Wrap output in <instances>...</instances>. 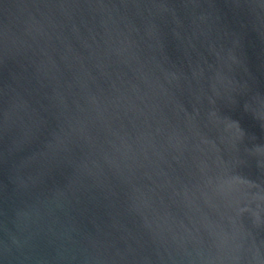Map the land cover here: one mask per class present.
Listing matches in <instances>:
<instances>
[{
	"label": "water",
	"instance_id": "obj_1",
	"mask_svg": "<svg viewBox=\"0 0 264 264\" xmlns=\"http://www.w3.org/2000/svg\"><path fill=\"white\" fill-rule=\"evenodd\" d=\"M0 264H264V0H0Z\"/></svg>",
	"mask_w": 264,
	"mask_h": 264
}]
</instances>
